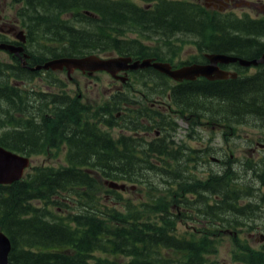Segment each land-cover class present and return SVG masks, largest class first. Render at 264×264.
I'll return each mask as SVG.
<instances>
[{"label": "flooded vegetation", "instance_id": "obj_1", "mask_svg": "<svg viewBox=\"0 0 264 264\" xmlns=\"http://www.w3.org/2000/svg\"><path fill=\"white\" fill-rule=\"evenodd\" d=\"M130 2L146 10L160 6L161 2H168L183 9L198 10L196 15L201 13L204 17L227 18V22L241 19L244 15L251 19H264V0ZM12 6L16 12L15 18L6 17L0 11V43L20 45L23 51L19 57L0 49V53H5L9 58V62L0 59V145L6 144V147L3 146L5 148L14 145L17 152L29 153L30 158L62 151L61 158L57 156L55 164L42 161L35 166L68 169L75 166L92 171L97 181L101 178L93 171L98 170L103 162H94L93 157L96 159V154H103L98 158L110 162L104 168H127L129 171L127 181L118 180L125 185L124 188H107L108 192L113 190L119 193L118 190H127L130 186V192H139L137 201L148 199V193L143 188L150 183L153 175L151 149L157 148L160 153L159 161L155 163L159 169V198L165 208L161 218L176 211L174 216H181L178 221L185 226V230L206 232L212 237L227 234L235 236L238 241L247 242L238 236L244 224L241 218L264 217V122L256 121L257 134L251 130L249 136L245 129L248 119L231 115L230 108L224 115L215 117L210 102L217 98L207 97L201 92L214 94L215 85L226 86L237 78L264 83V62L250 65L253 71L249 74L243 70L249 66L243 67L237 62L218 64L223 70L236 72L234 78L208 79L197 76L180 81L151 66L122 69L115 74L104 70L91 73L80 69L68 71L66 67L33 70L47 59L76 55L52 56L50 49L62 46L51 41L56 35H28L17 14V8L22 3ZM250 8L255 9L254 15L248 12ZM71 15L73 12L62 16ZM187 27L190 26H179L156 35L137 28L134 31L138 36L130 37V40L142 41L154 36V39L170 41H205L206 35ZM20 29L25 32L24 42L16 37ZM262 38L264 36L259 35V39L264 41ZM195 49L199 56L186 60L190 63L162 61L170 62L172 68L194 63L196 59V63H209L207 54L212 51ZM263 52L254 58H259ZM103 54L101 57L104 58L124 55L114 51ZM124 56H131L132 61L142 59L138 54ZM100 75H105L108 80L102 81ZM156 77L161 79L156 81ZM255 101L258 106L254 110L264 119V98ZM224 102L229 106L231 100L224 99ZM179 122L186 124L181 136L189 139L191 144L175 140L176 133L181 130ZM102 131L108 135L105 140ZM204 132L210 144L197 147V140L201 136L203 138ZM248 137L251 139L248 140ZM95 151L86 162V155ZM83 152L87 153L84 159ZM113 158L118 160H111ZM206 163L207 168L203 167L206 181H201L197 173L200 165ZM172 164L176 167L175 171L170 170ZM178 167L182 168L177 171ZM254 224L249 226L264 229V224ZM260 234L259 242L262 245L259 248H262L264 234ZM248 238L251 239V236Z\"/></svg>", "mask_w": 264, "mask_h": 264}, {"label": "trees", "instance_id": "obj_2", "mask_svg": "<svg viewBox=\"0 0 264 264\" xmlns=\"http://www.w3.org/2000/svg\"><path fill=\"white\" fill-rule=\"evenodd\" d=\"M11 2L22 3L17 14L28 35H56L51 41L62 46L50 49L52 56L114 51L163 60L162 48L171 41L157 39L158 45H149L130 40L123 34L130 26L155 35L190 26L187 28L198 29L207 36L203 43L198 41L200 50L231 53L247 59L264 51V41L259 39V35L264 36V19H251L248 15L227 22V18L196 15L198 10L183 9L168 2H161L151 10L130 0ZM69 12L73 15L62 16ZM166 59L173 62L172 57ZM213 90L214 94L201 93L222 102L231 100V115L236 116L255 112V100L264 98V85L242 78L231 80L226 86L215 85ZM214 113L217 116L225 112L215 108ZM101 134L104 140L108 138L105 131ZM10 146L7 148L18 151L14 145ZM95 153L83 152V159L87 154L84 160L89 162ZM159 156L158 149L152 148V171L159 170L155 165ZM98 157H93V161L103 164L93 172L100 178L128 180L127 168H104L110 162ZM154 190L150 183L147 202L128 203L119 210L100 200V193L108 190L104 184L98 186L92 171L75 166L28 168L21 179L0 184V229L9 236L12 245L8 264H217L208 256L215 252V242L209 240L208 233L183 229L177 234L175 224L179 217L167 213L161 218L165 208ZM109 192L118 196L113 190ZM58 208L65 213L56 214ZM232 259L243 264H264V247L254 250L247 245L238 252L232 251Z\"/></svg>", "mask_w": 264, "mask_h": 264}, {"label": "rangeland", "instance_id": "obj_3", "mask_svg": "<svg viewBox=\"0 0 264 264\" xmlns=\"http://www.w3.org/2000/svg\"><path fill=\"white\" fill-rule=\"evenodd\" d=\"M12 4L13 3L11 2V0H0V11H1V13L5 14L6 17L15 18V16H16V12L13 9L14 5L12 6ZM140 5H141V3H140ZM248 12L251 13L252 15H254L255 14V9L248 10ZM234 13L236 15H239L237 10H234ZM134 30H136V28L130 26V30L125 31L123 34H125L126 37L129 38V39H130V37H136V36H138L137 33H136L137 30L136 31H134ZM199 33H200V31H199ZM141 40H142L143 43H145V44L147 43L149 45H158V43H159L157 41V39H154V36H152L151 39L143 38ZM262 40H264V39L262 38ZM162 44H164V43L162 42ZM196 47H197V49L199 51H201L199 49V44L196 41L195 42L183 41V40L171 41L170 44H166L162 48L163 53H164V55H163L164 59L163 60H168L166 58H171L172 57V60L175 63H180L181 61L190 63L189 61H186V60L192 59V58H194L197 55L196 52H195V50H196L195 48ZM95 53H98V52H95ZM109 53H111V52H109ZM98 55L99 56H101V55L104 56L105 54H103V52H99ZM197 56H199V55H197ZM175 57H177V58L175 59ZM0 59H2V61L9 62V58H8V56L5 53H0ZM194 62H197V59L194 60ZM243 70H245L246 73L249 74L251 71H253V68L249 66V68H244ZM100 76L102 77V81L103 80L104 81L108 80L105 77V75H100ZM159 79H161V78L160 77L159 78L156 77L155 80L159 81ZM259 85H264V83H260ZM210 104L212 105L214 110H215V108H222L223 112H225V113L227 111H229V108H230V106H228L225 102H222V100H220V99H213L212 102H210ZM214 115H215V113H214ZM217 116L215 115V117H217ZM239 116H241L242 119H244V118L246 120L248 119L247 123H245V129L247 130V133H248L249 136L251 134V130H255L256 131V128H258V127H256V121H258V123L259 122H264V121H260V120H264V119L261 118V116H258L256 114V112H253V113H250V114H246V112H243V113H240ZM253 118L256 119V120H252L251 121V119H253ZM178 125L181 127L180 128L181 130L176 133L175 140L176 141H181V142L183 141V143L191 144L189 139H187L184 136H181L182 135L181 133H183L182 130L184 129V126H186V124L184 122H179ZM209 128H211V127H209ZM201 129L209 130L207 127H202ZM256 134H257V131H256ZM250 139H251V137H248V140H250ZM209 142H210V140H208V138H207V133L204 132L203 133V138L201 136L197 140V147H203V146H205L207 144H210ZM61 154H62V151H60L57 154L54 151H52L50 153V155L43 154V155H39V156H32L31 157L32 160H30V164H29L28 168H30L32 166H35L36 164H39L42 161L50 162L49 164H55L58 161L56 159L57 156H58V158L59 157L61 158ZM176 166H177V164H176ZM207 166H208L207 163L204 164V165H200V168H199L200 170L197 173V177L201 181H206V174H205V171L203 170V167L207 168ZM179 168H182V167H178L177 171L179 170ZM170 170H173V171L176 170V167H174V164H172V167H171ZM151 173L153 175H152V178H151L152 182H150V183L155 189L153 193L158 196L157 198L159 200H161L159 198V194H160V192H159L160 182L158 180L159 170H158V172L152 171ZM104 179L105 178L102 177L100 181H97L98 186H102L103 185V180ZM150 183L148 185H144V188H143L144 190H146V192L148 194H149L148 190H149ZM247 186H249V183H247ZM255 186L257 187L258 184L256 183ZM135 190H136V188H135ZM118 191H119L118 196H115L113 192H106V193L101 192L100 195H99L100 196V200H105L110 205L115 206L119 210L124 209V207H126V205L128 203H130V204L131 203L140 204V203L147 202L146 200L137 201L136 199H138L140 197L139 192L138 193H136V191L130 192V186L128 187L127 190H118ZM70 205L72 206V202L70 203ZM69 210L72 211V209H69ZM64 213L65 212L62 211L60 208L56 209V214L60 215V214H64ZM169 214H171V213H169ZM172 214L175 215L176 211L172 212ZM179 217H181V216H179ZM241 220L243 221L244 224H243V226H241V230L238 232V234H239L238 236L241 237L242 239H245L248 243L245 242V241H238V240H236V237L232 236V235L229 236L227 234H224V235L219 236V234H215V235H213V237L210 234L208 235L209 236L208 237L209 240L215 242V244H214L215 252L210 253L208 256L211 259H214L217 262V264H243V263H241L239 261L238 262L237 261L236 262L233 261V259H232V251L236 250V252H238V251L242 250L243 247H245L247 245L249 247L253 248L254 250H259V249L263 248V247L259 248L260 245H262V244H260L261 242H259V241H260V235H261L260 233L264 234V229L261 228L262 230H259L260 228H255V227L251 228L249 225L255 223L254 226H258V225L262 226V224H264V217H256V218H252V217L244 218V217H242ZM177 221H176V224H175V227L177 228V231H178L177 234H179L183 229H184V231H186L185 230V226L181 225L179 223V221L178 222ZM249 235L251 236V239L248 238ZM220 238H222V239H220ZM243 252H245V251H243Z\"/></svg>", "mask_w": 264, "mask_h": 264}, {"label": "water", "instance_id": "obj_4", "mask_svg": "<svg viewBox=\"0 0 264 264\" xmlns=\"http://www.w3.org/2000/svg\"><path fill=\"white\" fill-rule=\"evenodd\" d=\"M88 13V12H87ZM16 37L19 41H25L24 30H18ZM0 49L6 50L14 55L21 57L20 52L23 47L12 43L1 42ZM26 54L24 53V57ZM209 63H191L178 68H172V65L167 61L154 60V58L145 57L132 61L131 56H111L101 57L96 53H90L82 56H63L47 59L41 64L33 67V70L38 69H58L66 67L68 71L80 69L82 71L93 72L96 70H104L115 74L118 70L137 67L151 66L155 70L168 75L174 80L193 79L197 76H205L208 79H223L227 77H236V72H230L221 69L218 64H229L237 62L240 66L247 67L256 65L258 62H264V52L259 58L246 59L236 55L211 52L207 54ZM24 63V59L21 58ZM124 80V78H122ZM30 158L23 154H19L13 150L7 149L0 145V184H10L13 181L22 178L24 170L29 166ZM104 183L111 188L123 189L124 184H119L113 180H105ZM11 240L9 236L0 229V264H8V257L11 251Z\"/></svg>", "mask_w": 264, "mask_h": 264}, {"label": "bare ground", "instance_id": "obj_5", "mask_svg": "<svg viewBox=\"0 0 264 264\" xmlns=\"http://www.w3.org/2000/svg\"><path fill=\"white\" fill-rule=\"evenodd\" d=\"M178 98V97H177ZM2 103H4V102H2ZM16 104V103H15ZM7 105V104H6Z\"/></svg>", "mask_w": 264, "mask_h": 264}]
</instances>
